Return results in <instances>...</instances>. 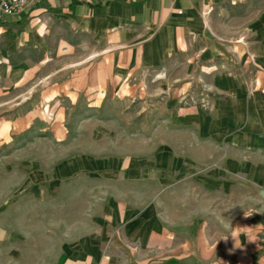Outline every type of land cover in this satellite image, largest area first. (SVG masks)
Segmentation results:
<instances>
[{
  "label": "crops",
  "instance_id": "0c3cea01",
  "mask_svg": "<svg viewBox=\"0 0 264 264\" xmlns=\"http://www.w3.org/2000/svg\"><path fill=\"white\" fill-rule=\"evenodd\" d=\"M254 1L36 0L0 18V93L56 75L58 93L91 107L163 99L155 139L139 107L141 153L85 166L143 186L146 203L112 200L54 264H264V1ZM234 191L242 230L211 231L217 205L203 214L202 197L232 208Z\"/></svg>",
  "mask_w": 264,
  "mask_h": 264
},
{
  "label": "rangeland",
  "instance_id": "374dc122",
  "mask_svg": "<svg viewBox=\"0 0 264 264\" xmlns=\"http://www.w3.org/2000/svg\"><path fill=\"white\" fill-rule=\"evenodd\" d=\"M52 79L58 83L56 75ZM54 83L36 85L33 92L0 93V264H54L63 243L88 232L112 200L126 196L133 205L146 203L143 186L113 182L85 166L141 153L146 132L139 107L147 113L149 139H155L154 107L162 103L161 94L131 102L109 95L91 107L86 95L69 99ZM239 194L233 192L232 208L220 197H202V213L218 214L211 231L242 230L245 206ZM211 200L217 207L204 208ZM231 210L234 222L223 223Z\"/></svg>",
  "mask_w": 264,
  "mask_h": 264
},
{
  "label": "built area",
  "instance_id": "2783aa9c",
  "mask_svg": "<svg viewBox=\"0 0 264 264\" xmlns=\"http://www.w3.org/2000/svg\"><path fill=\"white\" fill-rule=\"evenodd\" d=\"M35 2L36 0H0V18L19 16Z\"/></svg>",
  "mask_w": 264,
  "mask_h": 264
}]
</instances>
